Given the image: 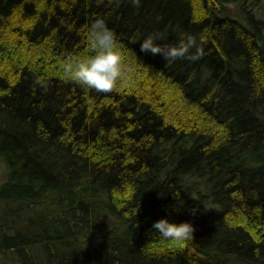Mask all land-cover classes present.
<instances>
[{
    "label": "trees",
    "instance_id": "trees-1",
    "mask_svg": "<svg viewBox=\"0 0 264 264\" xmlns=\"http://www.w3.org/2000/svg\"><path fill=\"white\" fill-rule=\"evenodd\" d=\"M258 1L0 0V264H264ZM97 16L130 68L108 93L64 71ZM157 31L202 54L141 51Z\"/></svg>",
    "mask_w": 264,
    "mask_h": 264
},
{
    "label": "clouds",
    "instance_id": "clouds-1",
    "mask_svg": "<svg viewBox=\"0 0 264 264\" xmlns=\"http://www.w3.org/2000/svg\"><path fill=\"white\" fill-rule=\"evenodd\" d=\"M137 7L141 0H131ZM91 55H85L75 60H69L64 65L65 73L86 90L97 92H111L127 76L130 68L124 63V56L119 48L117 34L109 27L102 16L92 19L87 26ZM160 32L150 33L142 39L140 49L143 52L161 54L165 60H175L177 57L187 56L197 59L202 50L193 54L190 52L195 43L194 36L179 40L176 44H161ZM195 209H193V212ZM152 227L161 237L174 242H189L193 239L194 225L189 221L172 222L167 217L154 221Z\"/></svg>",
    "mask_w": 264,
    "mask_h": 264
},
{
    "label": "rangeland",
    "instance_id": "rangeland-1",
    "mask_svg": "<svg viewBox=\"0 0 264 264\" xmlns=\"http://www.w3.org/2000/svg\"><path fill=\"white\" fill-rule=\"evenodd\" d=\"M257 7L255 8L256 15L264 20V0H259L257 3ZM236 8L235 4L230 5V12H233ZM1 173V171H0ZM1 176V174H0Z\"/></svg>",
    "mask_w": 264,
    "mask_h": 264
}]
</instances>
